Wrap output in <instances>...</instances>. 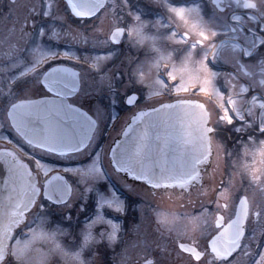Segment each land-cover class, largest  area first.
I'll return each instance as SVG.
<instances>
[{
	"label": "flooded vegetation",
	"instance_id": "flooded-vegetation-1",
	"mask_svg": "<svg viewBox=\"0 0 264 264\" xmlns=\"http://www.w3.org/2000/svg\"><path fill=\"white\" fill-rule=\"evenodd\" d=\"M118 1L123 8H109L114 0H104L93 15L76 17L65 0H0V76H43L55 66H71L79 76V89L70 100L95 120L92 137L80 152L57 155L33 147L11 128L6 115L16 100L7 99L9 90H17L16 81L8 89L0 79V154L25 160L37 177L56 171L66 177L72 187L70 198L61 205L43 202L39 211L40 215H59L61 221L53 225L66 230L61 232L63 243L67 237L76 242L83 239L82 233L74 231L76 223L105 220L108 232L106 226L104 236L91 242L85 257L90 264H256L264 250V158L258 151L264 148L260 134L264 125V0H167L174 7L198 9L193 17L209 34L203 46L197 45L192 65L195 68L203 59L216 74L208 95L191 86L180 93L176 80H165L161 92L159 79L166 76L162 67H178L187 51L185 45L168 39L172 31L182 33L184 26L165 0ZM132 13L144 23L141 29L171 53V65L166 60L157 62L150 88L129 78L136 76L133 65L140 58L157 57L132 34L136 21ZM120 28V41L113 43L111 34ZM47 44L56 48L54 53L40 51ZM61 44L75 46L76 51L69 53L73 59L61 54ZM142 71L151 74L147 67ZM199 75L203 78L205 73ZM101 76L117 79L109 88H99L96 78ZM157 80L160 87H156ZM34 85L39 93L30 98L51 96L40 79L30 87ZM105 90L111 102L103 97ZM131 94L136 96L129 104ZM175 98L199 101L207 113V146L196 176L181 185H158L116 169L110 156L114 142L151 108ZM225 111L231 125L223 118ZM43 165L49 168L44 171ZM82 177L88 184H80ZM241 199L247 213L237 246L228 253L211 251L210 238L234 217ZM219 214L223 224L217 226ZM22 224L10 248L17 240H26L21 237ZM94 224L90 230L96 234ZM112 224L119 226L114 238H110Z\"/></svg>",
	"mask_w": 264,
	"mask_h": 264
},
{
	"label": "water",
	"instance_id": "water-1",
	"mask_svg": "<svg viewBox=\"0 0 264 264\" xmlns=\"http://www.w3.org/2000/svg\"><path fill=\"white\" fill-rule=\"evenodd\" d=\"M66 2L74 15L89 16L103 5L104 0ZM114 36L113 40L118 41V30L114 31ZM50 75L42 77V84L61 97L19 100L9 107L8 118L19 135L35 146L58 154L79 151L87 144L95 122L85 110L68 102V97L78 89V76L67 66H61V76ZM206 121V112L197 101L162 103L149 110L114 143L111 150L113 164L118 170L147 178L150 183L184 184L196 176L197 164L205 155ZM65 184L61 198V175L53 174L44 183L43 196L61 203L70 193L69 185ZM37 195L38 189L27 167L18 159L1 155L0 229H10L4 240L6 245L13 228L22 214L31 208ZM245 211L246 207L240 201L233 220L210 240L213 251H228L235 247ZM234 225L237 227L236 237H232L229 229Z\"/></svg>",
	"mask_w": 264,
	"mask_h": 264
},
{
	"label": "rangeland",
	"instance_id": "rangeland-1",
	"mask_svg": "<svg viewBox=\"0 0 264 264\" xmlns=\"http://www.w3.org/2000/svg\"><path fill=\"white\" fill-rule=\"evenodd\" d=\"M117 3L120 4V6H117ZM111 5H114L115 9H120L123 8V2L122 1H118V0H114V3L110 4L109 8H111ZM166 8V7H165ZM133 15H135L136 17V21H134L131 25V27H133L132 30V34L135 35L136 40L138 43L143 42L144 41V47L145 49H152L153 52L156 53L157 57H154L153 59H150L148 57L145 58V56L143 58H140L134 65L133 68H135L136 70H133L136 73V76H129V78L131 79L132 77H135L138 84L141 86V84L144 87H149L151 85L148 84L149 79L152 77V79L154 80V76H152L153 72L155 73V69L157 67V62H159V58L161 56V54L163 55H168L170 52L167 50L168 48L156 43L155 39L151 38V36L148 34V32H145V30L141 29L140 25H143L144 23L139 19H137L138 16H136L135 13H132ZM128 18L131 22L132 19V15L131 13L128 14ZM118 19V18H116ZM120 20V18H119ZM140 26V27H139ZM141 44V43H140ZM56 45V44H54ZM57 47V45H56ZM147 47V48H146ZM61 49V54L68 55V53H73V51H76L75 46L71 45V46H64L61 44V47H58V50L60 51ZM56 50V48L52 45L47 44L45 46V48H41L40 51H48L50 53H54V51ZM140 50V49H139ZM139 52V51H138ZM56 53V52H55ZM52 54H50L49 56H51ZM167 66L171 65V60L167 59L166 60ZM143 66L146 68H149L150 71V75H146L143 74L142 68ZM172 69V67L170 66L165 67L162 69L163 72L166 73V76H163V79H159L161 82V89L163 92V88L166 86V84L164 83L165 80H167L168 82L171 81L172 79L169 78L168 76V72ZM157 70V69H156ZM41 76H0V79H2V83L7 84L8 89L10 88L9 84L12 81H15V86L17 88L16 91H8L7 94V99L14 101L15 99L18 98H29L32 96H35L37 93H39V90H37L36 85H34L33 88L30 87V85L35 82L37 83L39 81ZM6 79V81L4 79ZM116 78L117 77H113ZM113 78H111L110 76H101V77H97V82L99 85V88H109L110 85L114 84V80ZM159 80H157L156 83V87H160V82ZM176 83L175 86L177 87V91H179L180 93H185L186 91L182 90L180 88V77L177 76L176 78ZM143 86H141L143 88ZM153 86H155V82H153ZM154 89V87H152ZM99 91L101 92V90L99 89ZM11 92V93H10ZM104 98H107L106 100L108 102H111L110 98L107 97L106 95V90L102 93ZM1 97V95H0ZM41 168L46 171L49 166L43 165V167L41 166ZM40 171V170H39ZM68 175H70L67 172ZM80 184H88V180L85 177L81 178V182ZM79 183H76V188L79 187L80 185ZM80 192V191H78ZM58 212L61 213V207L59 209H57ZM42 212V217L39 219V224H36L35 226H33L30 229V236L32 234V230H36V231H40L43 233L48 234L49 236H52L54 238L55 243L59 244L60 249H56L53 246L52 241L49 240H39L36 241L33 245L34 248H38L39 246H41V248H43L45 251V253H47V260H46V264H48L47 262H51V261H55V264H90L89 260L87 258H85L86 256H88L89 254V250H90V246H91V242L93 240L102 238L104 236L105 233V227L107 226L105 220L99 219L95 222H91L88 224H79L76 223L74 226V231H78V233H82L83 235V239L79 242L74 241L73 239L70 240L69 237L65 238L66 239V243H63L61 240V232H66V230L60 229L59 227L53 225L50 223V218H48L45 214ZM47 217V218H46ZM95 223V224H94ZM96 225L97 231L96 234L91 232V226L92 225ZM107 232H108V226H107ZM85 236H89V239L87 240V242H85ZM26 240L29 239L28 237H25ZM62 250V251H61ZM64 253H68L69 255H64ZM72 253H79V259L77 260H73L70 258V254ZM258 261L256 262V264H264V250L262 251V253L260 254V256L257 259Z\"/></svg>",
	"mask_w": 264,
	"mask_h": 264
},
{
	"label": "snow or ice",
	"instance_id": "snow-or-ice-1",
	"mask_svg": "<svg viewBox=\"0 0 264 264\" xmlns=\"http://www.w3.org/2000/svg\"><path fill=\"white\" fill-rule=\"evenodd\" d=\"M166 7L168 10L175 15V17L183 24L184 31L182 33H177L175 31L170 32L168 39L173 40L178 44L185 45L187 51L185 56L182 58L181 64L173 66L172 69L167 73L169 78L176 80L177 76L180 77V88L184 91H187L188 86L193 88H199V91L204 95L210 94V83L211 77L215 76L214 72H210L207 64L204 60L196 62V67L193 65V53L195 52L197 45L203 46L205 41L209 39V34L205 31L204 27L200 21L193 17V13L198 12V9L195 7L184 8V7H174L172 4L167 3L165 0ZM139 19V17H137ZM215 35V33H212ZM177 36H180V39H177ZM191 40V44L188 41ZM171 58V53L167 56L161 54L160 60H167ZM200 72L205 73L204 77H200ZM246 91V89H242ZM255 99V97H253ZM234 104V101H229ZM264 107V104L261 105ZM226 122L231 125L232 119L231 116L225 111L224 117ZM260 134L264 135V125H261ZM247 151V149H245ZM259 154L264 158V148H260ZM261 163H264V159L261 160ZM255 171V170H253ZM255 179V176L253 177ZM245 200H241V204H244ZM111 224V221H109ZM112 233L110 238H114L116 235V229L119 227L116 224H112ZM10 229H0V264H46L47 253L41 251L39 248H34L33 245L36 241L39 240H49L52 241L53 246L56 249H60L59 244L55 243L54 238L49 236L46 233L32 230V234L29 239L24 240L23 242L17 240L16 245L11 248L4 243V240L7 238L6 234ZM89 239V236H85V242ZM62 251V250H61ZM64 255H69L64 253ZM70 258L73 260L79 259V253L70 254ZM149 264H152L149 261Z\"/></svg>",
	"mask_w": 264,
	"mask_h": 264
}]
</instances>
